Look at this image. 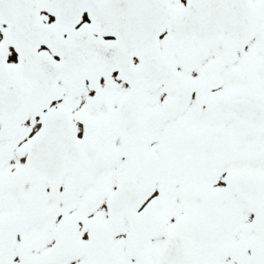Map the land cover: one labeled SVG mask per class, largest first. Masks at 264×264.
<instances>
[{"label":"snow or ice","instance_id":"1","mask_svg":"<svg viewBox=\"0 0 264 264\" xmlns=\"http://www.w3.org/2000/svg\"><path fill=\"white\" fill-rule=\"evenodd\" d=\"M0 264H264V0H0Z\"/></svg>","mask_w":264,"mask_h":264}]
</instances>
